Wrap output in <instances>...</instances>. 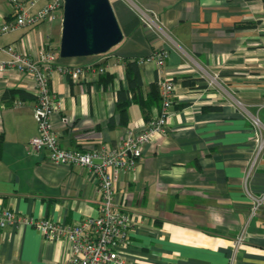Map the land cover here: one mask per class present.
Returning a JSON list of instances; mask_svg holds the SVG:
<instances>
[{
	"label": "crops",
	"instance_id": "obj_1",
	"mask_svg": "<svg viewBox=\"0 0 264 264\" xmlns=\"http://www.w3.org/2000/svg\"><path fill=\"white\" fill-rule=\"evenodd\" d=\"M110 3L121 41L99 55L59 56L61 64L95 66L76 80L53 69L49 85L60 103L52 124L62 147L114 149L161 109L155 65L137 64L141 84L130 89L126 61L168 52L161 75L174 81L175 93L166 130L115 182L117 208L137 220L119 246L126 264H264V200L251 216L247 194L264 195V145L258 148L256 136L264 135L263 1ZM136 8L155 15V30ZM13 17V4L0 0V23ZM61 21L1 35L0 61L10 58L2 49L10 44L32 56L46 45L59 50ZM7 89L29 96L3 98ZM32 91V80L18 71L0 73V212L62 224L98 216L100 194L84 168L53 163L45 150L29 151L37 134ZM125 99L130 102L121 122L117 103ZM241 232L244 241L234 247ZM70 251L66 238L48 241L30 225L0 229V264H57Z\"/></svg>",
	"mask_w": 264,
	"mask_h": 264
},
{
	"label": "built area",
	"instance_id": "obj_2",
	"mask_svg": "<svg viewBox=\"0 0 264 264\" xmlns=\"http://www.w3.org/2000/svg\"><path fill=\"white\" fill-rule=\"evenodd\" d=\"M13 4L14 17L0 23V36L20 27H34L41 23H51L62 17L64 0H46L38 9L31 11L38 0H9ZM141 22L150 30L157 27L155 15L144 9L136 8ZM10 58L0 61V73L16 70L33 82V95L36 99L34 115L37 121V134L32 136L27 147L32 153L46 151L49 161L56 164L79 165L95 180L100 194L99 215L87 217L81 221L62 224L45 218L18 215L12 209H3L0 212V229L7 225L26 224L35 228L48 241L66 238L71 243L69 256L57 264H126L120 253L119 246L128 237L129 229L137 224V220L127 211L117 208L115 201V182L120 171H131L135 160L141 156L142 147L151 142L154 135L164 133L171 107L174 104L175 84L172 79L161 75L165 60L168 57L166 50H156L145 58L137 61L138 64L153 63L158 71L156 81L161 100L159 113L153 116L146 125L138 130L127 131L120 144L114 149L105 147L77 150L62 147L59 143V134L52 124V115L57 112L60 103L51 92L49 76L53 69L61 72L72 80L90 70L93 64L73 66L58 63L59 50L46 45L42 46L35 56L27 54L10 44L4 48ZM98 73L104 68L98 67ZM252 123L258 127V120ZM258 148L264 145V135L256 134ZM251 199L250 215H256L264 200V195L254 196L248 193ZM241 232L234 241L238 247L244 241Z\"/></svg>",
	"mask_w": 264,
	"mask_h": 264
},
{
	"label": "water",
	"instance_id": "obj_3",
	"mask_svg": "<svg viewBox=\"0 0 264 264\" xmlns=\"http://www.w3.org/2000/svg\"><path fill=\"white\" fill-rule=\"evenodd\" d=\"M122 36L110 0H64L61 58L103 54L119 43Z\"/></svg>",
	"mask_w": 264,
	"mask_h": 264
},
{
	"label": "trees",
	"instance_id": "obj_4",
	"mask_svg": "<svg viewBox=\"0 0 264 264\" xmlns=\"http://www.w3.org/2000/svg\"><path fill=\"white\" fill-rule=\"evenodd\" d=\"M262 1H263V6H264V0H262ZM250 25H254V23H252ZM137 61L138 60H136V59L126 61V77H127V81H128V85H129L130 89H132L133 87H139L141 84V80H140V76H139V70H138V66H137V64H138ZM189 80L190 79L187 78V80L185 82H188ZM121 92L122 91H120L119 94H121ZM16 94L19 95L20 97L29 96V94H27L21 90L7 89V90H5V92L3 94V98H12ZM129 102H130V99H128V100L125 99V100L117 103V110L120 114L121 122L124 121V119L127 116L126 109H127Z\"/></svg>",
	"mask_w": 264,
	"mask_h": 264
}]
</instances>
